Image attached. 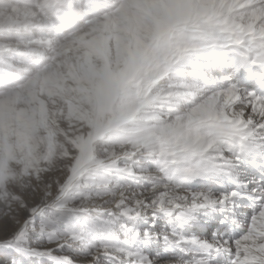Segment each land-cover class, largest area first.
<instances>
[{
  "label": "snow or ice",
  "instance_id": "6c2138e0",
  "mask_svg": "<svg viewBox=\"0 0 264 264\" xmlns=\"http://www.w3.org/2000/svg\"><path fill=\"white\" fill-rule=\"evenodd\" d=\"M24 15L28 59L5 55L0 82V264H264V0Z\"/></svg>",
  "mask_w": 264,
  "mask_h": 264
},
{
  "label": "rangeland",
  "instance_id": "374dc122",
  "mask_svg": "<svg viewBox=\"0 0 264 264\" xmlns=\"http://www.w3.org/2000/svg\"><path fill=\"white\" fill-rule=\"evenodd\" d=\"M30 2L31 0H0V44H7L11 49V52L5 53L4 48H0V73L3 75L0 76V82L5 74L12 76L17 72L16 65L6 61L5 55L15 57L16 61L28 59L25 53L30 45L27 42L36 36V30L26 27L27 20L20 15L24 14ZM20 107L24 105L21 104Z\"/></svg>",
  "mask_w": 264,
  "mask_h": 264
},
{
  "label": "bare ground",
  "instance_id": "6f19581e",
  "mask_svg": "<svg viewBox=\"0 0 264 264\" xmlns=\"http://www.w3.org/2000/svg\"><path fill=\"white\" fill-rule=\"evenodd\" d=\"M161 2L162 3L167 2V3L179 4L180 0H161ZM183 14H184V10L179 8V7H172V8L165 7L163 9H161L160 12H159V15L164 20L174 19V18H176V17H178L180 15H183ZM20 17H25V15L22 14V15H20ZM29 28L31 29V27H29ZM25 29H27V28H25ZM0 76H3V75H1V73H0Z\"/></svg>",
  "mask_w": 264,
  "mask_h": 264
}]
</instances>
